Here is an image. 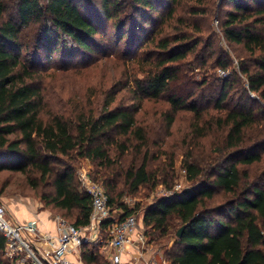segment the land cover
<instances>
[{"label": "trees", "instance_id": "16d2710c", "mask_svg": "<svg viewBox=\"0 0 264 264\" xmlns=\"http://www.w3.org/2000/svg\"><path fill=\"white\" fill-rule=\"evenodd\" d=\"M94 1L100 3L102 12L93 9V0H15L16 14L0 23V170L27 172L32 167L43 178L53 179L55 207L66 210L75 217L74 221L66 219L82 227L89 223L91 196L81 189L71 165L62 169L53 165L60 161V156L86 158L103 169L93 176L105 186L111 207L119 209L122 218L137 212L139 208H130L121 201L126 192L120 187L122 179L132 194L143 185L158 184V174L149 168L153 157L150 150L139 164H123L131 148L141 154L148 144V136L136 117L140 106L112 108L116 101L112 95L97 116L81 115L76 120L59 114L43 117L42 87L36 82L30 59L24 55L29 46L21 36L25 28L39 23L38 48L54 53L67 49L72 40L76 48L92 50L104 19L113 22L122 38L128 33L123 30L129 31L133 25H158L162 33L165 26L176 20V27L182 28L174 38L166 35L153 40L159 50L153 54L156 58L150 61L144 77L135 80L134 93L140 99L155 100L168 94L169 123H173L179 110L187 109L199 124L208 108L202 105L206 101L213 103L214 108L224 111L218 124L225 128V135L217 141L221 142L219 150L226 158L214 159L207 182L193 186L188 193L174 192L150 205L143 219L149 227L146 233L151 235L150 241L168 235L174 239V251L168 254L170 264H264V187L243 182L237 165L260 162L259 150L264 148V0H222L220 4L219 0ZM190 1L195 4L189 6ZM225 1L233 8L227 10ZM180 6L189 8L191 16L216 18L225 39L248 51L249 57L238 62L234 74L213 76L202 82L191 78V62L203 68L216 55V64L209 67L228 71L233 60L213 49L212 37L206 40L195 32L184 31L183 28L192 26L199 28L197 32L203 29L198 21L177 17ZM5 9L4 0H0V15ZM188 57L190 60L183 62ZM252 93L258 94L259 99ZM199 127L204 131V126ZM121 137L129 141L134 137L137 143L130 147L127 140L121 142ZM113 146L120 149L115 156ZM191 157L192 152L188 151L182 167L190 181H197L204 171ZM171 163L174 167V161ZM219 189L231 198L218 206H209L208 201L214 200ZM174 217L180 221V228L185 226L181 237L172 235ZM5 246L6 239L0 233V264H5ZM96 248L83 246L84 264H100Z\"/></svg>", "mask_w": 264, "mask_h": 264}, {"label": "rangeland", "instance_id": "374dc122", "mask_svg": "<svg viewBox=\"0 0 264 264\" xmlns=\"http://www.w3.org/2000/svg\"><path fill=\"white\" fill-rule=\"evenodd\" d=\"M15 0H4L5 12L0 15V23L16 14ZM222 0L218 1V4ZM189 6L195 4L190 1ZM93 9L102 12L100 3L93 0ZM224 6L227 10L232 9V5L225 1ZM176 16H182L184 19L198 21L201 24L203 32H197L199 28H183L184 31L195 32L194 35L202 36L209 40L212 37L214 42L213 49L216 52H223L233 60L232 66L228 69L229 74H234V67L241 60H247L248 51L239 44L229 43L221 32L219 21L216 18L197 15L191 16L189 8L178 7ZM101 21V20H100ZM175 20L170 26L164 27L161 33V27L154 32L155 26L140 24L131 26L124 38L120 30L112 21L104 19L101 22V34L95 37L92 42V50H84L75 47V43L69 40L67 49H58L50 53L48 49L38 48L37 39L40 33V24L35 23L31 27L25 28L21 40L29 47L24 51V55L30 59V63L35 70L36 82L42 87L44 100L43 117L50 115H63L66 118L76 120L79 116H97L102 113L104 104L110 96L115 95L116 101L111 105L112 108L117 105H124L128 108H138L136 117L138 125L144 128L148 136V144L143 148L141 154L132 152V148L123 158L125 167L130 166L133 161L140 163L146 151L150 150L153 156L149 161L151 171L158 174V184L150 183L143 185L136 193L127 191L128 184L122 179L121 188L126 190L121 201L126 202L130 208H139L138 212L142 220L146 209L156 203L160 198L168 197L171 191L175 190L178 184H181L182 190L192 189L193 186L207 182L209 175L215 166V158H226L219 150L221 142L217 140L225 135V128L218 124V118L223 116L224 111L214 108L213 103L206 101L203 107H208L203 111V117L200 125L196 123L197 117L193 112L182 109L175 116L173 123H169L166 113L170 111L169 95L165 94L158 100L142 97H136V79H142L150 69L151 60L155 59V52L159 49L153 45L154 39L170 35L174 38L182 27ZM128 28V27H127ZM158 34V35H157ZM216 55L208 60L203 68H197L198 63H193L188 67L189 75L197 82H202L205 78L220 77L219 68L211 69L209 65L216 64ZM188 57L183 62H188ZM222 77V76H221ZM220 77V78H221ZM253 97L259 99V95L252 93ZM250 104L252 102L250 101ZM199 126H204L202 131ZM208 128V129H207ZM132 139V140H131ZM130 141L126 137H121V142L126 141L128 146L136 144L137 140L132 137ZM134 150V149H133ZM112 156L119 154L118 147H111ZM188 151L192 152L190 160L195 162L204 171L197 181H190L188 175L183 171L182 165L187 157ZM262 154V160L251 165L237 162L242 174L243 182L249 184H258L264 187V148L259 150ZM174 161V167L171 162ZM72 166L75 173L83 168L95 173L103 170L97 162L86 158L69 159L60 156V161L54 162L56 168L62 169L66 166ZM79 178V177H78ZM77 178V180H78ZM55 187L53 179H45L33 169L27 168V172L0 170V198L11 206L13 214L19 221L27 220L30 214L35 213L38 217H54L61 215L74 221L75 217L63 209L55 207L53 196ZM231 198L230 194L217 190L214 200L208 201L209 206L215 207L220 203ZM25 202V203H21ZM12 203H21V207H13ZM7 205V206H8ZM116 207V206H115ZM9 208V207H8ZM10 210V209H9ZM119 210V209H117ZM11 212V211H10ZM13 216V218H14ZM15 219V218H14ZM144 229L149 227L142 221ZM264 228V222L262 224ZM180 229V221L174 217L171 228L172 235L177 236ZM145 258L140 264H147L154 261L155 264H170L168 254L173 253L174 239L170 235L164 239L150 241ZM99 251L97 258L100 264H106L102 248L96 245ZM172 246V247H171ZM134 260H129L133 264Z\"/></svg>", "mask_w": 264, "mask_h": 264}, {"label": "built area", "instance_id": "2783aa9c", "mask_svg": "<svg viewBox=\"0 0 264 264\" xmlns=\"http://www.w3.org/2000/svg\"><path fill=\"white\" fill-rule=\"evenodd\" d=\"M228 73L220 70L222 77ZM78 177L81 189L92 200L89 223L82 227L61 215L52 217L53 229L41 228L39 221H19L0 198V233L6 239L5 264H84L82 248L86 244L102 248L107 264H129V260L137 262L144 257L150 242L139 212L122 218L120 211L111 207L105 186L92 172L83 168ZM182 189L178 184L171 195Z\"/></svg>", "mask_w": 264, "mask_h": 264}, {"label": "crops", "instance_id": "0c3cea01", "mask_svg": "<svg viewBox=\"0 0 264 264\" xmlns=\"http://www.w3.org/2000/svg\"><path fill=\"white\" fill-rule=\"evenodd\" d=\"M21 203H25V202H21ZM21 203H17L19 207H21ZM8 205V204H6ZM12 205H14L13 207H18L15 203H12ZM7 207H9L8 209H10V213L13 214L12 210H11V206L8 205ZM14 216V215H13ZM15 219H17L15 216H14ZM51 217L50 215L48 216H40L38 217L35 213H32L30 214V218L27 219V220H21L22 222H33V221H39V225L41 228L43 229H53L54 228V222L51 221ZM19 220V219H17ZM145 258V255L143 258L139 259V261H135L133 262V264H140L142 262V260Z\"/></svg>", "mask_w": 264, "mask_h": 264}, {"label": "water", "instance_id": "95a60500", "mask_svg": "<svg viewBox=\"0 0 264 264\" xmlns=\"http://www.w3.org/2000/svg\"><path fill=\"white\" fill-rule=\"evenodd\" d=\"M191 190L190 189H184L183 193H188L190 192ZM184 229H185V226H182L178 232H177V236L178 237H181L183 235V232H184Z\"/></svg>", "mask_w": 264, "mask_h": 264}]
</instances>
